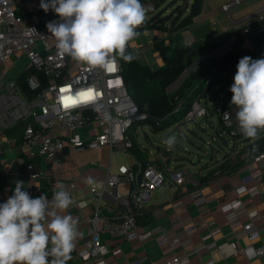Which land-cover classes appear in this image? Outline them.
Segmentation results:
<instances>
[{
    "label": "built area",
    "instance_id": "1",
    "mask_svg": "<svg viewBox=\"0 0 264 264\" xmlns=\"http://www.w3.org/2000/svg\"><path fill=\"white\" fill-rule=\"evenodd\" d=\"M33 1L0 0V61L11 59V64L0 71V125L6 128L24 122L21 142L30 147V154L43 156L52 162L58 160L65 147L81 150L107 146L110 154L129 150L131 140L126 135L127 130L134 122L147 121L151 116L140 111L127 92L116 55L114 54L105 66H90L78 63L67 55L59 54L57 42L51 36L46 24L50 21L60 22V17L51 10V14L43 23L31 21L26 7ZM246 1L248 0H227L219 6V10L231 22L241 20L245 23L240 28V33L244 36L264 25V4L237 20L231 17L230 10ZM40 4L41 0H37L34 6L41 9ZM250 57L260 59L264 58V54ZM21 58L25 59L21 67L22 73L29 68L36 70L24 77L28 89L34 92L31 98L22 91L18 83V75L17 77L13 75L11 69L18 67ZM236 71L237 69H234L235 73ZM41 74L47 79L45 82L40 78ZM196 86L197 84L194 88ZM77 90H86L91 93L92 98L85 100L83 97L73 96L72 94ZM232 95L230 90L220 95L218 102L211 109L206 103H202L201 99L196 98L191 101L185 116L188 120H195L209 113L214 114L232 138H239L242 133L235 116L237 109L231 105ZM70 96L76 101L75 103L66 100ZM182 105L183 99L180 98L173 113L179 112ZM226 112L229 113L227 117L224 115ZM91 123H95L97 129H93L92 135L88 138L69 136L70 131ZM262 164H264V150L258 152L248 164V173L235 188L236 197L220 206L224 212L231 210L236 214L246 213L247 221L240 225L236 237L242 235L257 238L260 234L261 228L253 224V221L260 217L258 211L255 208H246L239 196L249 192L250 182L262 178L264 174ZM25 169L29 178L37 179L41 175L31 162L25 165ZM185 172V169L180 167L170 172L168 178L171 182L180 183ZM166 179L165 173L148 161L145 165L140 162L120 163L114 172L108 168L103 178L93 180L99 187L96 191H92V185L88 186L94 203L93 215L88 220V235L75 246L76 255L82 259L81 264H90L92 260L107 253V245L102 241L103 233L127 242L136 240L139 233L135 214L143 207L149 193L161 186ZM119 183L127 185L125 194L122 195L117 191L114 193V197L123 209L122 218L100 215L102 198ZM25 190L33 197L34 194L39 193L40 187L37 183H33ZM191 194L196 204L204 203L206 196L201 195L198 190H193ZM230 224L233 226L240 224L239 218L236 217ZM194 228L195 225L190 224L185 230L189 232ZM155 239L164 254L159 260L148 264H179V257L170 251L178 242V238L161 234ZM231 245L234 254L239 256L241 261H248L264 254V245L257 247L251 244L241 245L236 240H232ZM214 246V243H210L205 248ZM195 253H198V250L194 247L187 251L188 255ZM140 262L141 259L134 256L129 258L126 264H140Z\"/></svg>",
    "mask_w": 264,
    "mask_h": 264
},
{
    "label": "crops",
    "instance_id": "2",
    "mask_svg": "<svg viewBox=\"0 0 264 264\" xmlns=\"http://www.w3.org/2000/svg\"><path fill=\"white\" fill-rule=\"evenodd\" d=\"M36 2L37 0H34L29 3L26 7V12L31 21L43 23L52 11L49 9L45 12L42 8L37 9L34 6ZM45 2H49V0ZM219 6L214 8L210 0H203L201 12L195 17L196 19H193V22L197 18L201 20L200 23L205 22L206 20L202 17L209 11V8L211 11L222 13L218 9ZM17 14L20 15V12L17 11ZM239 18H236V20ZM213 20H215V17L208 18V22L212 28L206 27V30L211 29V32H219L220 28L215 26L216 24ZM226 22L229 21L226 20ZM238 23L242 24L238 25ZM228 24L230 26L242 27L245 23L237 20L236 22L230 21ZM221 29L225 30L226 28L222 26ZM238 30L240 31V29ZM151 31L145 28L140 32L149 35L148 42L154 34ZM181 31L183 30L178 29L169 34L168 39L173 41L172 45L177 46L173 40L175 35L177 37L181 36L185 40L183 44L197 40L195 38L187 40L189 36L179 34ZM207 40L215 41L211 39ZM139 42L137 39L133 47H139L140 45L137 44ZM133 47H131L132 50ZM260 52L255 51L256 55ZM155 54L156 52L153 53L152 62L147 58H145L146 60H138L141 63L148 64L151 68H156L162 65L163 61L158 54L157 56ZM22 59L18 61L20 63L18 67L11 68L13 75H16V77L18 75V83L21 88V67L24 64V61H21ZM10 60L0 61V71L11 64ZM234 73L233 71L230 76ZM40 78L45 79L42 74ZM22 91L28 97H33L30 94L32 91L28 87L27 89L22 88ZM202 98L204 99V103H206V93ZM24 125V122H18L6 128L0 125V203L6 202L7 198L13 195L17 180L25 183V189L28 185L37 183L40 191L34 194L33 198L44 194L49 200L52 199L56 185L58 183L63 184L74 199L73 206L63 214H70L74 218H78V231L80 235L75 242V246L88 235V220L93 215L94 203L91 200L88 191L89 184L86 181L89 178L92 180L103 178L108 168L114 172L118 164L123 163L119 162L113 166L116 154L123 153L128 157V163L126 164L140 162V160L151 161L167 176L166 181L161 186L149 193L143 207L135 214L139 233L138 238L132 242H127L115 236H110L108 233H103L102 241L107 245V253L100 258L92 260L90 264H126L127 260L134 256L141 259L140 264L153 263L164 254L155 239L161 234L171 235L172 237L176 236L178 238V242L170 251L179 257V264H264V254L258 255L248 261L239 260L240 257L234 254V248L231 245L232 240H236L241 245L251 244L254 247L264 245V174L261 179L248 184L249 192L239 196L246 208H255L260 215L259 218L253 221L254 225L261 228L257 238L242 235L236 237V234L240 231V225L247 221L245 212L236 214L231 210L224 212L220 209V206L224 202L236 197L235 188L241 183L242 177L248 173V164L251 163L252 158L256 155L251 156V150L243 147L242 150L234 148L233 153L225 152L223 153V157L207 170H198L190 173L186 168V172L183 174V181L175 183L170 181L168 175L175 169L182 167V165L179 161H176L173 166L169 167V162L170 160H179V157H165L164 151H160V148L156 147L158 152L154 156L143 158V153H145L143 146H140L143 149L141 148L142 152L139 156L133 154L130 149L110 154L107 146L97 149L84 148L81 150L65 147L60 153L58 160L52 162L43 156L30 154V147L21 142ZM95 128L97 129L96 124L91 123L70 131L69 136L86 139L92 135ZM262 137H264V132H261L256 140ZM255 141L249 140V143L245 145ZM28 162H31L35 169L41 172V175L37 179L27 176L25 165ZM193 190H198L201 195L206 196L203 204L198 205L194 202L191 194ZM116 191L122 195L125 194L127 185L119 183L113 190H109L105 194L99 207L100 215L113 216L117 219L122 218L123 209L114 197ZM81 202H84V207H80ZM236 217L239 218L240 224L233 226L230 222ZM179 218L182 219L179 220ZM190 224H194L195 228L186 232L185 228ZM210 243H214L215 246L206 249L205 246ZM193 247L198 250V253L188 255L187 251ZM71 256L72 258L67 264L82 263V259L76 255L75 249Z\"/></svg>",
    "mask_w": 264,
    "mask_h": 264
},
{
    "label": "clouds",
    "instance_id": "3",
    "mask_svg": "<svg viewBox=\"0 0 264 264\" xmlns=\"http://www.w3.org/2000/svg\"><path fill=\"white\" fill-rule=\"evenodd\" d=\"M40 7L60 17V22L46 24L59 54L90 66H105L114 54L125 62L136 59L128 49L140 36L148 12L140 0H41ZM230 91L239 129L255 141L264 132V58L242 57ZM176 142L175 135L163 141L168 148ZM86 182L92 191L99 187L91 178ZM24 184L17 180L13 195L0 203V264H67L80 235L78 218L63 214L73 206V197L58 183L51 200L44 194L33 198Z\"/></svg>",
    "mask_w": 264,
    "mask_h": 264
},
{
    "label": "trees",
    "instance_id": "4",
    "mask_svg": "<svg viewBox=\"0 0 264 264\" xmlns=\"http://www.w3.org/2000/svg\"><path fill=\"white\" fill-rule=\"evenodd\" d=\"M140 2L148 9V12L145 24L138 31L148 28L161 34L187 27L200 14L203 4V0H140ZM167 9H170L169 13L164 14ZM235 32L237 45H233L221 56L206 57L199 61L172 93L168 92L166 87L198 58L215 50L223 40L197 39L176 46L172 45L171 39L166 41L156 33L152 47L163 61L162 65L156 68L141 63L137 57L131 62H125L116 55L126 90L138 109L151 116L146 122L152 125L154 132L169 126L176 118L178 112L173 113V110L178 99H183L182 107L184 108L179 112L184 113L191 101L201 98L210 85L230 76L234 69H237V64L242 57L256 55L255 51L244 45V35L239 30ZM128 51L134 55L131 47ZM259 54H264V49ZM35 71L29 68L22 73L20 83L23 89H27L24 77ZM206 76L208 78H205ZM42 80L45 82L47 79ZM201 83H205V90L200 89ZM30 94L33 95L34 92ZM244 147L251 150V156H254L264 150V137ZM141 148L131 141L130 150L133 154L139 156ZM157 148L160 147L157 146ZM140 162L142 165L146 164V161L140 160Z\"/></svg>",
    "mask_w": 264,
    "mask_h": 264
},
{
    "label": "rangeland",
    "instance_id": "5",
    "mask_svg": "<svg viewBox=\"0 0 264 264\" xmlns=\"http://www.w3.org/2000/svg\"><path fill=\"white\" fill-rule=\"evenodd\" d=\"M225 1L227 0H210V2L214 5V8H216L218 5H221ZM263 4L264 0H248L241 5L233 7L230 10V15L233 19H236ZM169 10L170 9H167L164 14L169 13ZM212 11L209 8V11H207V13L202 17L204 20H206L205 22L200 23L201 20L197 18V20H194V22L192 21L189 27L180 29L183 31H181V33L179 34H185L186 36L188 35L189 38L187 40H189L190 38H206L215 41L223 40L221 45L213 50L212 53L210 52L211 54H205L204 56L198 58L194 62V64L188 66L174 82L166 87V90L168 92L172 93V91L176 90L182 83L188 72L192 68H194V66L199 61L203 60L206 57L221 56L233 45H237V34H235V31H238V29L242 27L230 26L228 24L230 20H228L222 13ZM213 13L215 16L212 15ZM209 17H215V20L213 21L216 24L215 26L220 28H217L219 29V32H211V29L206 30V27L212 28L210 23L208 22ZM226 20L229 22H226ZM241 24L242 23H238V25ZM222 26L226 29H221ZM151 32H154V34L152 35V38L149 42V35L140 33V36L137 39L140 42L142 41V43H137L138 45H140L137 48L133 47V53L138 59L146 60L145 58H147L150 62L153 61V53L156 52V56L158 54V52L155 51L152 47V41L154 40L155 34L158 32L155 30H152ZM158 34H160L163 39L167 41L170 33L164 32L162 34ZM244 37V45L251 48L248 39L246 38V36ZM173 40L177 45L185 43V40H183L181 36L177 37L175 35L173 37ZM21 61H24V59H22ZM235 74L236 73L232 74V76H228L215 82L206 89V104L209 109H211V107L218 102V98L220 95L229 92L230 87L233 84ZM200 86V89L205 90V83H201ZM200 99L201 102L204 103V99L202 97ZM183 108L184 106L181 107V110H183ZM185 112L176 113V118L169 126L156 132L153 131L152 125L149 122H134L132 126L127 130L126 135L132 142L135 143L138 148H140V146H143L145 148L143 158L154 156L155 153L157 154L158 151L156 150V147L159 146V150L164 151L165 157H179V160H170L169 167L173 166L176 161H179V163L182 165V168H187L190 173H194L198 170L203 171L209 169L223 157V153H233L234 148L236 150H242L244 145L246 143H249L248 141L251 140L244 137L243 134L239 138H232L221 125L218 117L214 114L209 113L205 117L197 118L195 120H188L185 116ZM172 135H175L177 137V142L174 147L168 148L163 143V141L167 137ZM119 162L128 163V157H126L123 153L116 154L114 156L113 166Z\"/></svg>",
    "mask_w": 264,
    "mask_h": 264
},
{
    "label": "water",
    "instance_id": "6",
    "mask_svg": "<svg viewBox=\"0 0 264 264\" xmlns=\"http://www.w3.org/2000/svg\"><path fill=\"white\" fill-rule=\"evenodd\" d=\"M246 38L248 39V42L252 50L257 51V52H260L261 50H263L264 49V25L254 29L250 34L246 36Z\"/></svg>",
    "mask_w": 264,
    "mask_h": 264
},
{
    "label": "snow or ice",
    "instance_id": "7",
    "mask_svg": "<svg viewBox=\"0 0 264 264\" xmlns=\"http://www.w3.org/2000/svg\"><path fill=\"white\" fill-rule=\"evenodd\" d=\"M82 97L85 100L91 99V93H87V94H82ZM66 100L71 101L72 103H75L76 101L72 99V97H67Z\"/></svg>",
    "mask_w": 264,
    "mask_h": 264
}]
</instances>
